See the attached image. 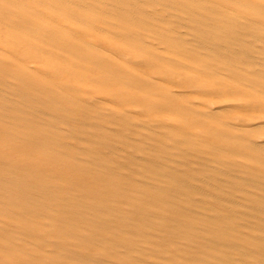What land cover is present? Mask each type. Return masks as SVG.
<instances>
[{"label": "bare ground", "instance_id": "6f19581e", "mask_svg": "<svg viewBox=\"0 0 264 264\" xmlns=\"http://www.w3.org/2000/svg\"><path fill=\"white\" fill-rule=\"evenodd\" d=\"M0 264H264V0H0Z\"/></svg>", "mask_w": 264, "mask_h": 264}]
</instances>
